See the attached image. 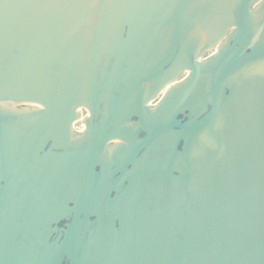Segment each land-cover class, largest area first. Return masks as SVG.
<instances>
[{"label":"water","instance_id":"obj_1","mask_svg":"<svg viewBox=\"0 0 264 264\" xmlns=\"http://www.w3.org/2000/svg\"><path fill=\"white\" fill-rule=\"evenodd\" d=\"M0 264H264V0H0Z\"/></svg>","mask_w":264,"mask_h":264},{"label":"bare ground","instance_id":"obj_2","mask_svg":"<svg viewBox=\"0 0 264 264\" xmlns=\"http://www.w3.org/2000/svg\"><path fill=\"white\" fill-rule=\"evenodd\" d=\"M216 52L217 51H215L213 54H211L210 56H208V57H202L201 59H200V62H203V61H205V60H207V59H209V58H211L213 55H215L216 54ZM189 74V72H186L185 73V76H187ZM169 88V87H168ZM167 88V89H168ZM166 89V90H167ZM34 107H39V106H37V105H33ZM83 110H85L86 112H87V114H86V116H84V118H82L83 117V114H82V111ZM79 113L81 114V117H80V119L78 120V121H76L75 123H74V130L76 131V129H75V125L78 123V122H80V121H82V124H83V121L85 120V118L86 117H88L89 115H90V113H89V111L88 110H86V109H84V108H82V109H80V111H79ZM85 129H86V127L84 126V124L82 125V129H81V131H76V132H84L85 131Z\"/></svg>","mask_w":264,"mask_h":264},{"label":"rangeland","instance_id":"obj_3","mask_svg":"<svg viewBox=\"0 0 264 264\" xmlns=\"http://www.w3.org/2000/svg\"><path fill=\"white\" fill-rule=\"evenodd\" d=\"M215 51H216V50L208 51L207 54L205 55V57L210 56V55L213 54ZM184 76H185V74H182V75L180 76V79H182ZM82 114H83V117H82V118H84V116H86L87 112H86L85 110H83V111H82ZM82 125H83V124H82V121L78 122V123L75 125V129H76V131H81V129H82Z\"/></svg>","mask_w":264,"mask_h":264}]
</instances>
